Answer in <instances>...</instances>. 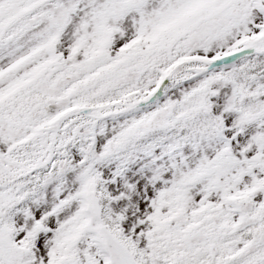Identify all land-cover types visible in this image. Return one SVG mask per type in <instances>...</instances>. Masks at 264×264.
Segmentation results:
<instances>
[{
    "label": "snow or ice",
    "instance_id": "snow-or-ice-1",
    "mask_svg": "<svg viewBox=\"0 0 264 264\" xmlns=\"http://www.w3.org/2000/svg\"><path fill=\"white\" fill-rule=\"evenodd\" d=\"M0 264H264V0H0Z\"/></svg>",
    "mask_w": 264,
    "mask_h": 264
}]
</instances>
